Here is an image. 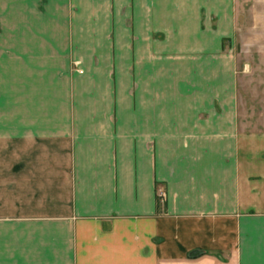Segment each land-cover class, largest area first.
Returning a JSON list of instances; mask_svg holds the SVG:
<instances>
[{
	"label": "crops",
	"instance_id": "crops-1",
	"mask_svg": "<svg viewBox=\"0 0 264 264\" xmlns=\"http://www.w3.org/2000/svg\"><path fill=\"white\" fill-rule=\"evenodd\" d=\"M240 4L0 0V264H264Z\"/></svg>",
	"mask_w": 264,
	"mask_h": 264
},
{
	"label": "rangeland",
	"instance_id": "rangeland-1",
	"mask_svg": "<svg viewBox=\"0 0 264 264\" xmlns=\"http://www.w3.org/2000/svg\"><path fill=\"white\" fill-rule=\"evenodd\" d=\"M237 9L239 20L234 42L227 39L221 41V51L225 54L231 52L235 59L238 114L249 119L253 116V127H259L258 121L264 118V9L255 6L254 9L246 11L242 4ZM88 62L90 67L97 69L108 65V60L100 58L88 59ZM121 62L124 69L122 77L127 83L130 78L127 69L131 61L123 58ZM82 63L83 59H80L73 64L78 73H82Z\"/></svg>",
	"mask_w": 264,
	"mask_h": 264
},
{
	"label": "built area",
	"instance_id": "built-area-1",
	"mask_svg": "<svg viewBox=\"0 0 264 264\" xmlns=\"http://www.w3.org/2000/svg\"><path fill=\"white\" fill-rule=\"evenodd\" d=\"M160 197H161V198H164V195L161 193V194H160Z\"/></svg>",
	"mask_w": 264,
	"mask_h": 264
},
{
	"label": "trees",
	"instance_id": "trees-1",
	"mask_svg": "<svg viewBox=\"0 0 264 264\" xmlns=\"http://www.w3.org/2000/svg\"><path fill=\"white\" fill-rule=\"evenodd\" d=\"M194 255V254H193Z\"/></svg>",
	"mask_w": 264,
	"mask_h": 264
}]
</instances>
